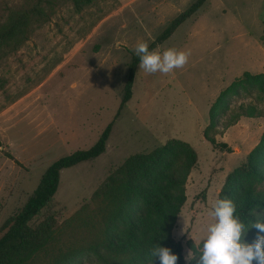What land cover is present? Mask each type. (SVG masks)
Listing matches in <instances>:
<instances>
[{
  "label": "rangeland",
  "instance_id": "1",
  "mask_svg": "<svg viewBox=\"0 0 264 264\" xmlns=\"http://www.w3.org/2000/svg\"><path fill=\"white\" fill-rule=\"evenodd\" d=\"M48 1L45 20L33 22L23 45L0 59L5 81L0 237L4 222L20 211L45 170L61 157L89 149L114 120L136 44H151L195 0H92L80 12L70 0ZM34 2L0 0V25ZM168 49L190 53L187 64L168 74L146 73L139 64L131 99L113 123L105 152L61 171L53 205L44 215L54 216L61 228L48 251L30 264H97L83 248L96 227L73 232L77 225L64 230V221L130 156L150 154L175 140L196 152L197 163L186 180V202L172 238L182 243L184 257L187 242L203 250L206 229L215 222L208 213L227 176L264 136V117H241L227 125L240 106L264 111L263 95L253 89L248 96L240 88L239 96L225 99L228 108L220 109L219 127L210 131L230 152L212 148L203 137L220 92L244 74L264 76V0H207L154 51L162 55ZM259 159L264 163V148Z\"/></svg>",
  "mask_w": 264,
  "mask_h": 264
},
{
  "label": "trees",
  "instance_id": "2",
  "mask_svg": "<svg viewBox=\"0 0 264 264\" xmlns=\"http://www.w3.org/2000/svg\"><path fill=\"white\" fill-rule=\"evenodd\" d=\"M206 1L195 0L186 10L179 13L148 45L149 51H154L166 42ZM70 2L74 10L80 12L88 7L92 0ZM44 4H49V1L35 0L32 6L9 14L6 21L0 25V59L23 45L33 22L45 20ZM139 64L140 58L133 56L118 112L94 145L54 161L42 174L38 185L20 211L4 222L3 234L0 237V264L34 263L53 244V234L60 231L61 227L57 225L54 216L44 215L53 205L60 173L62 170L92 161L105 152L113 123L131 99ZM4 85L5 81L0 77V90H3ZM240 88H243L248 96H252L253 89L257 90L259 96H264V76L244 74L237 82L220 92L210 108L209 124L203 132L204 139L212 148L230 152L226 144L216 142L210 131L214 132L219 127L220 109L228 108L229 104L225 99L229 95L239 96ZM241 117H264V111L253 106H240L227 125H235ZM262 148L264 136L246 161L227 176L217 198L233 201L236 205L235 215L246 226L264 213V188H260L264 183V163L259 159ZM196 163V152L178 140L170 141L150 154L130 156L107 177L106 182L93 193L89 202L82 204L64 221V230L75 224L77 229L73 232L96 227L94 239L85 243L83 248L95 255L97 264H149L151 250L156 245L169 248L172 254L177 255V264H186L183 245L180 241L173 240L172 231L186 202V180ZM135 202H139L138 207ZM254 208L256 212L251 214ZM261 219L264 220V217ZM256 235L255 228L249 229L244 242L252 243ZM187 245L195 256L189 264H197L203 250L191 242H187ZM152 264H160L159 259L154 258Z\"/></svg>",
  "mask_w": 264,
  "mask_h": 264
},
{
  "label": "clouds",
  "instance_id": "3",
  "mask_svg": "<svg viewBox=\"0 0 264 264\" xmlns=\"http://www.w3.org/2000/svg\"><path fill=\"white\" fill-rule=\"evenodd\" d=\"M135 54L140 58V68L146 73L162 74L171 73L174 69L183 68L190 53L168 49L161 55L156 51H149L146 42H138L135 46ZM252 209L251 214H255ZM236 205L229 199H217L208 213L214 223H210L206 229L207 235L203 238L202 255L198 257L197 264H264V213L247 226L235 215ZM255 228L257 235L252 243L244 242L249 229ZM158 258L160 264H177L178 256L171 253L166 247L156 245L151 250V260ZM195 258L191 250L184 257L186 264Z\"/></svg>",
  "mask_w": 264,
  "mask_h": 264
}]
</instances>
